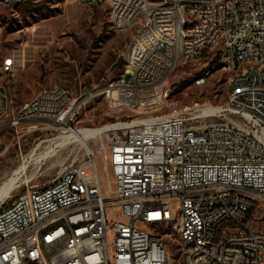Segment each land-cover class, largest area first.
Listing matches in <instances>:
<instances>
[{
  "label": "built area",
  "instance_id": "obj_1",
  "mask_svg": "<svg viewBox=\"0 0 264 264\" xmlns=\"http://www.w3.org/2000/svg\"><path fill=\"white\" fill-rule=\"evenodd\" d=\"M73 1L105 4L109 16L110 9H124L116 31L132 30L144 16L158 14L151 29L133 34L130 50L166 24H175V33L114 89L105 82L73 94L57 85L14 106L0 84V130L8 119H16L15 128L45 122L67 137L81 128L76 122L82 111L98 98L135 113L89 134L95 147L78 152L49 184L31 186L0 205V264H80V248H69L77 234L88 241V264H173V251L177 264H264V227L257 229L250 218L264 203V81L255 72L236 74L243 58L264 60V0H176L180 16H171L167 0L161 12H152L149 0ZM181 20H191V29H180ZM218 35H225L222 47H215ZM206 52L210 60L219 56L220 64L221 55H228V65L221 66L230 72L229 83H241V93L228 96L217 119L198 123L184 112L153 114L168 100L166 91L132 99L130 86L169 82L184 60L202 59ZM128 58L129 52L126 64ZM4 65L8 75H16L9 52ZM242 85H249V92H242ZM224 216H231V223H224ZM163 217L177 220V228L163 226ZM58 219H69L70 235L55 233ZM81 226H89V233H81ZM47 236H54L55 244L42 249Z\"/></svg>",
  "mask_w": 264,
  "mask_h": 264
},
{
  "label": "rangeland",
  "instance_id": "obj_2",
  "mask_svg": "<svg viewBox=\"0 0 264 264\" xmlns=\"http://www.w3.org/2000/svg\"><path fill=\"white\" fill-rule=\"evenodd\" d=\"M158 1L149 0L150 5ZM115 29L111 24V12L109 16L105 4L81 5L73 0H28L13 5L0 2V84L10 92L14 106L31 100L44 88L63 85L73 94H78L105 82L108 84L124 72L130 43L136 33L135 28ZM8 52L16 59L15 76L2 69L3 58ZM207 55L206 52L202 59L181 65L169 82L137 88L149 91L160 86L161 91H166L168 100L153 114L184 112L198 123L217 119L219 110L208 115L203 109L209 105H226L230 72L223 69L218 60L210 64ZM197 79L200 83L196 82ZM133 89V94H136V88ZM134 115L131 110L112 108L98 98L82 111L76 125L107 130L114 123ZM58 136L57 130L45 122H32L17 128L1 126L0 183L5 175L21 164V158L37 143ZM75 145L55 147L59 150L58 155L29 163L19 178L20 188L12 196L0 194V205H8L15 194L31 186L49 184L74 161L80 147ZM95 145V141L89 143L90 147ZM78 152L83 155L85 151L81 149ZM96 161L104 183L106 175L99 153ZM250 218L254 219L252 224L257 229L264 227V203L254 207ZM172 255L171 262L177 264L178 253L173 251Z\"/></svg>",
  "mask_w": 264,
  "mask_h": 264
},
{
  "label": "bare ground",
  "instance_id": "obj_3",
  "mask_svg": "<svg viewBox=\"0 0 264 264\" xmlns=\"http://www.w3.org/2000/svg\"><path fill=\"white\" fill-rule=\"evenodd\" d=\"M14 3H22V0H14ZM166 0H160L155 4L150 5V10L152 12H161L165 9ZM168 12H171V16H180V2L176 0H167ZM111 12V24L116 28V18L124 16V9H110ZM158 22V14L149 13V15L144 16L140 23H133L132 29H136V33H144L153 27V23ZM180 29H191V20H181ZM175 24H166L164 27L155 30V36H148L140 39V43L135 45V48L129 51L128 64L125 66L124 72L116 79L111 80L107 84V89H114L116 86V81H121L122 77L126 74L131 73V67H136L137 64L141 63V58L145 55L151 54L153 47H159L161 41L167 37L174 35ZM225 43V35H218L215 39V47H222ZM200 58H190L184 60V64L187 62H192ZM7 60V55L3 58L2 69L7 72L6 65L4 63ZM25 61V60H24ZM23 61V62H24ZM221 64L228 65V55H221ZM249 65V66H246ZM253 75V73L260 74L261 80L264 81V60L261 58H243V63H238L236 67V74ZM166 82V81H161ZM159 83V82H158ZM153 82H140L130 86V93L132 94L133 100H143V94H147L149 98H156L161 95V87L156 86L152 90L142 91L138 90L139 87H145L153 85ZM135 89L136 94L134 95L132 90ZM242 92H249V85H242ZM241 93V83H230L229 96H234ZM220 109L219 106H206L203 112H208V115H212ZM113 126V125H112ZM111 126V127H112ZM16 127V119H8V126H2V128ZM34 127V126H33ZM110 127V128H111ZM108 128V129H110ZM106 128L98 129H76L67 137L58 136L53 138H47L40 143H37L29 153H26L21 158V164L13 169L8 175H5L3 181L0 183V194L5 193L8 196H12L13 192L20 188L21 183L19 178L22 172H25L27 166L31 162H38L40 159H45L47 157H54L58 155L59 150L55 147H64L65 145H80L77 149L78 151L84 149L85 152H89L91 147L89 146L88 137L89 134H98L101 130ZM107 129V130H108ZM104 132V131H103ZM75 145V146H76ZM43 148V151L38 152L39 149ZM76 151L75 154L78 153ZM22 156V155H21ZM12 168V167H10ZM4 175V174H2ZM224 223H231V216H224ZM163 226H168V229L177 228V220L173 217H163ZM63 235H70L69 219H58L55 224V233H62ZM81 233H89V226H81ZM55 244L54 236H47L42 239V249H50L52 245ZM69 248L71 251H79L80 248V264L89 263V248L88 241H84V234H77L72 237L69 241Z\"/></svg>",
  "mask_w": 264,
  "mask_h": 264
},
{
  "label": "trees",
  "instance_id": "obj_4",
  "mask_svg": "<svg viewBox=\"0 0 264 264\" xmlns=\"http://www.w3.org/2000/svg\"><path fill=\"white\" fill-rule=\"evenodd\" d=\"M218 58L219 56H216L213 60L210 61V64H213L214 62H216Z\"/></svg>",
  "mask_w": 264,
  "mask_h": 264
}]
</instances>
